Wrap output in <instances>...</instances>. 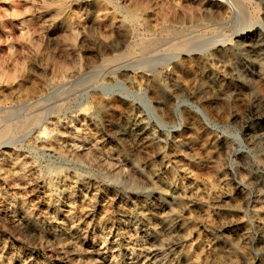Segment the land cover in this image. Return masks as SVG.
<instances>
[{
  "label": "rangeland",
  "instance_id": "374dc122",
  "mask_svg": "<svg viewBox=\"0 0 264 264\" xmlns=\"http://www.w3.org/2000/svg\"><path fill=\"white\" fill-rule=\"evenodd\" d=\"M0 120V264H264V0H0Z\"/></svg>",
  "mask_w": 264,
  "mask_h": 264
},
{
  "label": "bare ground",
  "instance_id": "6f19581e",
  "mask_svg": "<svg viewBox=\"0 0 264 264\" xmlns=\"http://www.w3.org/2000/svg\"><path fill=\"white\" fill-rule=\"evenodd\" d=\"M219 2V1H218ZM165 29V28H164ZM175 29V28H174ZM169 30V29H168ZM164 32V31H163ZM165 33V32H164ZM205 33V32H204ZM242 33V32H241ZM160 34V33H159ZM193 34V33H192ZM188 35V34H187ZM210 36V35H209ZM211 37H213V36H211ZM190 38H192V37H190ZM209 38V37H208ZM215 38V37H214ZM137 39V38H136ZM142 39V38H141ZM141 39H139V40H141ZM144 39V38H143ZM149 39V38H148ZM153 39V38H152ZM151 38H150V40H147V41H142V42H138V43H140V44H138L139 46H138V48L139 49H141L142 51L144 50H147L148 48H149V46L151 45L152 46V43L154 42L153 40H152ZM194 39V38H193ZM192 39V40H193ZM207 39V38H206ZM213 39V38H212ZM145 40V39H144ZM201 40V39H200ZM205 40V39H204ZM206 41V40H205ZM204 41V42H205ZM190 42H192L191 41V39H189V38H185V39H179V40H177V41H175V42H173V43H171L169 46H168V48H167V50H174L176 53L178 52V54H180V53H182V52H187V49H186V47H187V44L188 43H190ZM197 42V41H196ZM199 42V41H198ZM194 43V42H193ZM201 43V42H200ZM199 43V44H200ZM134 44V43H133ZM194 44H196V43H194ZM193 44V45H194ZM198 44V43H197ZM197 44H196V46H197ZM229 44V43H228ZM257 44V43H256ZM200 45H202V44H200ZM154 46V45H153ZM195 46V45H194ZM199 46V45H198ZM197 46V47H198ZM153 48V47H152ZM165 50V49H164ZM170 52H172V51H170ZM250 52V51H249ZM261 52V51H260ZM174 53V52H173ZM189 53V52H188ZM183 54V53H182ZM190 54V53H189ZM115 56V55H114ZM121 56V55H120ZM120 56H115V57H113L111 60H109V62H103V63H101L100 64V68L99 69H104L105 71H109V72H113V71H115V70H117V69H119L120 67H121V65H119L118 63V60H120V58H118V57H120ZM147 56V55H146ZM128 57V56H127ZM126 59V58H125ZM129 60V59H128ZM128 60L126 59V61L128 62ZM123 61V60H122ZM130 62V61H129ZM100 63V62H99ZM126 64V63H125ZM99 65V64H98ZM129 65V64H128ZM254 65V64H253ZM94 67V66H93ZM92 69V68H91ZM93 69H95V67L93 68ZM258 70V69H257ZM261 73V72H260ZM201 85V84H200ZM203 85V84H202ZM215 87V86H214ZM213 87V88H214ZM201 88V87H200ZM199 90V89H198ZM220 91V90H219ZM192 94V93H191ZM47 100V99H46ZM39 100H37L36 102H38ZM158 101V100H157ZM156 101V102H157ZM35 102V101H34ZM41 103V102H40ZM39 103V104H40ZM37 104V103H36ZM36 104H35V106H36ZM22 105H24V103L22 104L21 103V106ZM31 105V104H30ZM17 106V105H16ZM21 106H17V107H19V108H21ZM23 107V106H22ZM25 107H29V106H25ZM18 108V109H19ZM41 108V107H40ZM11 109H12V107H11ZM14 107H13V112H14ZM17 108H16V110H18ZM23 109V108H22ZM22 109H19V110H22ZM25 109V108H24ZM28 109V108H27ZM30 109V108H29ZM33 109V108H32ZM3 110V109H2ZM4 110H5V108H4ZM18 110V112H20ZM26 110V109H25ZM29 111V110H28ZM3 113V112H2ZM12 113V112H11ZM15 113V112H14ZM26 113V112H25ZM25 113H24V115H25ZM27 113H29V112H27ZM31 113V112H30ZM51 113V112H50ZM9 114V113H8ZM20 114V113H19ZM16 115V114H15ZM17 115H18V113H17ZM16 115V116H17ZM21 115H23V114H21ZM20 115V116H21ZM3 116V115H2ZM6 116H7V114H6ZM6 116H5V118H6ZM19 116V117H20ZM46 116V115H45ZM261 116V115H260ZM4 117V116H3ZM9 117V116H8ZM14 116H12V118H13ZM23 117V116H22ZM42 117H43V112H41V110L39 109V108H37V109H34V110H32V113H31V115H30V118H27L26 117V119L24 120V121H22V124H21V126L24 128V127H26V126H28V125H30V124H36V123H38V125L40 124V120L42 119ZM262 117V116H261ZM11 118V117H10ZM10 118H6V119H10ZM24 118V117H23ZM5 119V120H6ZM13 119H15V117L13 118ZM3 120H4V118H3ZM20 120V119H19ZM130 120V119H129ZM2 120H0V122H1ZM15 121H16V119H15ZM128 121V120H127ZM8 122V121H7ZM10 122V121H9ZM129 122V121H128ZM140 122V121H139ZM4 123H6V122H4ZM12 123V122H11ZM17 123V122H16ZM20 123V122H19ZM127 123V122H126ZM131 123V122H130ZM2 124V123H1ZM7 124V123H6ZM10 125H12V124H10ZM9 125V126H10ZM37 125V124H36ZM37 125V126H38ZM117 125V124H116ZM115 125V126H116ZM128 125V124H127ZM130 125V124H129ZM2 126V125H1ZM0 126V130H1V127ZM32 126V125H31ZM142 126V125H141ZM17 127V126H16ZM36 127V126H35ZM109 127V126H108ZM135 127V126H134ZM11 128V127H10ZM10 128L9 127H5L3 130H1V132H0V137H2V138H8L9 139V136H11V134L9 133V130H10ZM13 128V127H12ZM11 128V129H12ZM20 128V130H19V132H21V130L23 129V128H21V127H18L16 130L18 131V129ZM29 128V127H28ZM119 128H120V126H119ZM118 128V129H119ZM15 129V128H14ZM25 129V128H24ZM133 129H135V128H133ZM128 130V129H127ZM129 130H131V129H129ZM11 131V130H10ZM132 131V130H131ZM128 132V131H127ZM118 133V132H117ZM142 133V132H141ZM114 134V133H113ZM123 134V133H122ZM133 134V133H132ZM138 134V133H137ZM140 134V133H139ZM134 136V135H133ZM146 136V135H145ZM114 137V136H113ZM12 138V137H11ZM117 138V137H116ZM123 138V137H122ZM262 138V137H261ZM18 139V138H17ZM115 139V138H114ZM5 140V139H4ZM7 140V139H6ZM6 140H5V142H6ZM121 141V140H120ZM1 142H3L4 143V141H1ZM139 142H141V141H139ZM151 175V174H150ZM150 177V176H149ZM153 180V179H152ZM154 189V188H153ZM122 198V197H121ZM158 203V202H157ZM140 206V205H139ZM160 206V205H159ZM19 224H21V223H19ZM24 224V223H23ZM15 225V224H14ZM22 225V224H21ZM261 226V225H260ZM262 227V226H261ZM20 229V228H19ZM29 229V228H28ZM260 238V237H259ZM255 241V240H254ZM151 249V248H150Z\"/></svg>",
  "mask_w": 264,
  "mask_h": 264
}]
</instances>
